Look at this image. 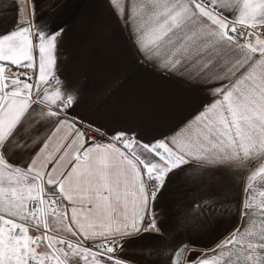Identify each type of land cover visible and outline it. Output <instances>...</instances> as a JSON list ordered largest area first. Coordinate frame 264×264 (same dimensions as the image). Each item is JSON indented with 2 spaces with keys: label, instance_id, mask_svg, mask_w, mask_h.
<instances>
[{
  "label": "snow or ice",
  "instance_id": "6c2138e0",
  "mask_svg": "<svg viewBox=\"0 0 264 264\" xmlns=\"http://www.w3.org/2000/svg\"><path fill=\"white\" fill-rule=\"evenodd\" d=\"M106 2L137 65L202 102L158 134L97 121L62 70L64 25L18 4L0 32V264H134L129 246L148 237L157 264H264V0ZM220 170L239 175L234 218L207 244L169 247L160 198Z\"/></svg>",
  "mask_w": 264,
  "mask_h": 264
},
{
  "label": "crops",
  "instance_id": "0c3cea01",
  "mask_svg": "<svg viewBox=\"0 0 264 264\" xmlns=\"http://www.w3.org/2000/svg\"><path fill=\"white\" fill-rule=\"evenodd\" d=\"M0 0V32L13 28L18 4ZM38 11L61 22L66 35L61 46L62 70L79 81L84 92L80 111L112 128L133 127L148 134L175 128L200 105L202 95L176 79H165L137 65L121 27L106 0H38ZM210 201L195 224L178 228L194 200ZM240 199L239 175L223 170L195 182L175 177L157 208L168 229V246L194 239H216L235 216ZM198 211V210H193ZM53 223H55L53 221ZM155 237L129 246L134 264H157L148 249Z\"/></svg>",
  "mask_w": 264,
  "mask_h": 264
}]
</instances>
